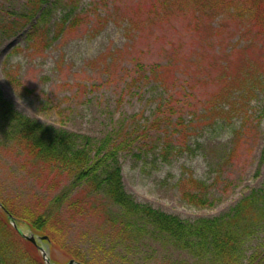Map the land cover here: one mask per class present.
I'll return each instance as SVG.
<instances>
[{
    "label": "rangeland",
    "instance_id": "1",
    "mask_svg": "<svg viewBox=\"0 0 264 264\" xmlns=\"http://www.w3.org/2000/svg\"><path fill=\"white\" fill-rule=\"evenodd\" d=\"M154 1L80 0L70 15V19L79 15V25L55 37L54 23L67 12L60 4L51 16V32L35 40L36 45L27 38L28 24L10 37L0 32V90L28 117L97 140L122 122L129 143L118 161L126 192L137 202L185 220L223 215L264 181V73L253 83L247 79L233 85L219 105L212 102L216 112L209 114L205 98L213 86L205 75L212 74L209 67L218 56L228 57L225 60L232 65L235 51L244 46L250 50L251 64L257 61L261 70L264 36L254 28L248 34L242 32L243 25L237 26L232 19L223 21L227 15L223 8L211 20L201 13L194 18L191 14L175 18L174 13L149 19ZM25 6L26 0H0V16L22 12ZM208 20L213 28L222 25L224 29L210 30ZM153 64H170L173 75L166 86L137 77V65ZM8 74L22 87L15 88ZM24 88L29 92H23ZM168 94L183 99L174 106L182 108L186 138L173 127L168 133L162 127H149L156 107ZM186 170L211 186L216 199L212 206L195 207L182 200L178 182L188 175ZM37 175L0 147V197L11 200L18 210L34 207L41 195L54 193L48 180H38ZM95 228L93 218H84L72 226L67 241L86 247L89 237L96 240ZM42 248L56 263L68 260L57 249L49 254L48 245ZM244 250L246 256L256 252L263 256L264 228L248 239ZM182 260L193 261L187 252L144 241L125 257L111 254L107 264H177Z\"/></svg>",
    "mask_w": 264,
    "mask_h": 264
},
{
    "label": "trees",
    "instance_id": "2",
    "mask_svg": "<svg viewBox=\"0 0 264 264\" xmlns=\"http://www.w3.org/2000/svg\"><path fill=\"white\" fill-rule=\"evenodd\" d=\"M79 1L26 0L22 12H6V18L0 16V32L2 36L10 37L28 24L27 38L36 45L35 40L51 32L53 10L61 4L67 12L54 23L57 37L81 22L79 15L70 19ZM150 8L149 19L174 13L175 18L182 14H191L194 18L201 13L210 15V20L219 16V10L223 8L227 13V20L223 21L232 19L237 26L243 25L242 32L246 30L248 34L254 28L257 35L264 36V0H155ZM210 20L206 22L210 30L220 32L224 29L222 25L213 28ZM192 30H195L194 26ZM235 53L232 65L225 60L228 57L218 56L217 62L213 61L209 67L212 74L205 75L213 86V91L205 98L207 114L216 112L212 102L218 101L219 105V99L231 93L233 85L247 79L253 83L260 73H264L263 64L261 70L257 61L251 64L247 57L250 50H246V46ZM170 69V64L137 65V77L166 86L170 74L173 75ZM8 77L15 88L22 87L17 78L10 74ZM135 79L131 81L135 82ZM24 91L29 92L27 88ZM246 92L251 93L248 88ZM167 97L156 107V117L149 127L156 130L162 127L164 133L173 127L186 138L188 126L183 123L182 108L174 106L183 99H176L172 94ZM122 126L120 122L116 130L97 140L28 117L19 112L0 90V147L8 149L22 168L38 174V180H48L54 190V193L36 197L34 207L24 206L20 210L11 200L0 197V264H45L38 248L42 244L48 245L49 254L57 249L77 264H107L111 254L125 257L144 241L187 252L193 259L177 264H264V254L261 256L256 252L246 256L244 250L248 239L264 228V181L262 186L240 198L227 213L194 221L137 202L124 188L118 161V154L129 143ZM186 171L188 175L178 182L182 200L195 207L212 206L216 199L211 196V186ZM88 217L95 220L96 240L89 237L86 247L70 244L68 232L75 223ZM11 220L17 228L12 226ZM25 230L36 236H47V239L34 245L21 235ZM48 258L52 264L68 261L56 263L50 256Z\"/></svg>",
    "mask_w": 264,
    "mask_h": 264
},
{
    "label": "water",
    "instance_id": "3",
    "mask_svg": "<svg viewBox=\"0 0 264 264\" xmlns=\"http://www.w3.org/2000/svg\"><path fill=\"white\" fill-rule=\"evenodd\" d=\"M11 224L14 228H17L15 221L11 220ZM25 232H28V231L25 230L23 233H21L23 238L26 239L27 241L31 242L34 245H36L38 241H42V240L47 239V236H36L33 233H30V232L25 233ZM38 248L40 249V253L44 259L45 264H52L48 258V254H47L46 250L44 248H42V246H39ZM65 264H77V263H75L74 260L70 259Z\"/></svg>",
    "mask_w": 264,
    "mask_h": 264
}]
</instances>
